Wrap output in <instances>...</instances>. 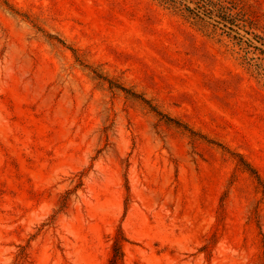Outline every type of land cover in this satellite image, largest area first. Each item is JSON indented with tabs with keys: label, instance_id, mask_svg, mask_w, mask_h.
<instances>
[{
	"label": "rangeland",
	"instance_id": "1",
	"mask_svg": "<svg viewBox=\"0 0 264 264\" xmlns=\"http://www.w3.org/2000/svg\"><path fill=\"white\" fill-rule=\"evenodd\" d=\"M226 1L0 0V264H264V0Z\"/></svg>",
	"mask_w": 264,
	"mask_h": 264
},
{
	"label": "trees",
	"instance_id": "2",
	"mask_svg": "<svg viewBox=\"0 0 264 264\" xmlns=\"http://www.w3.org/2000/svg\"><path fill=\"white\" fill-rule=\"evenodd\" d=\"M168 2H174V3H180L183 4L184 6H186V2L191 3L193 5H195L196 7L194 9H191L190 7H186L187 10H189L190 12H192L193 14H196L197 16H199L200 13L203 12H216L217 14V18H219L220 21L223 22V25L225 28H228L229 30H233L232 28L235 26V21H234V15H228V11L232 10V7L228 6L230 5V3H228L226 0H201L202 2H200V0H167ZM196 12V13H195ZM217 23L220 24V22L217 21ZM222 24V23H221ZM249 34V33H247ZM50 38H52L51 35H48ZM254 36V41L258 44L261 45V48H257V50L260 52V55L263 57L264 59V42L258 38V36L253 35ZM59 42L63 43L62 41L59 40ZM75 52V51H73ZM98 78L105 80L109 83L111 88H117L120 89L121 91L131 95L132 97H135L137 99H140L141 101H143L145 104H147L152 111L156 112L159 116H162L163 118H165L166 120H168L169 122H173L174 124H176L177 126L183 127L184 129H188V127L178 121H175L174 119L168 117L167 115H164L162 113H160L159 111H157L156 107L152 106L146 99H144V97L132 92L129 89H126L125 87H122L121 85L106 79L105 77H102L101 75L97 74ZM195 134V133H193ZM245 166L247 168H249V170L256 176L258 182L264 187L261 178L259 176V174L257 173V171L249 164L246 163L245 161H243ZM125 241L124 237L118 238L116 239V241L114 242L113 246H112V257L109 260V264H119L120 261H122L123 259V242Z\"/></svg>",
	"mask_w": 264,
	"mask_h": 264
}]
</instances>
